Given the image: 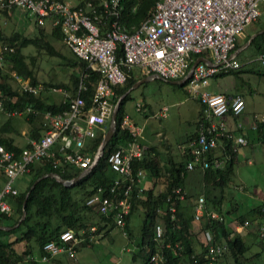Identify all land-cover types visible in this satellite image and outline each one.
I'll return each mask as SVG.
<instances>
[{
	"label": "built area",
	"instance_id": "1",
	"mask_svg": "<svg viewBox=\"0 0 264 264\" xmlns=\"http://www.w3.org/2000/svg\"><path fill=\"white\" fill-rule=\"evenodd\" d=\"M122 1L85 0L74 4L67 0H0V19L5 20L4 12L13 13L21 9L33 16L38 26L48 24L50 28L59 29L62 42L86 63L87 70L98 73L88 101L83 95L86 87L82 82L88 72L81 75L73 94L66 89L33 84L29 79L11 73L20 91L33 95L62 92L67 107L59 112L42 111L32 105L20 110L6 109L5 102L9 98L0 93V111L8 117L33 114L41 121L40 137H26V145L19 151L9 150L0 144V175L3 178L0 214L9 216L13 213L8 200L18 194L14 182L28 173L34 162L46 160L53 168L62 171L67 164L82 171L95 167L98 149L94 154L87 149L97 134L104 130V125L109 123L115 104L121 98L114 103L115 88L124 85L135 68L162 80L185 78L187 92L197 96L201 115L196 136L188 141L187 147L181 146L183 155L192 157L186 160L187 171L194 170L196 166L201 169L209 166L222 168L227 156L209 161L207 154L222 147L224 140L232 141V150L248 145L243 134L232 132L226 125L227 118L239 117L243 113V96L212 93L202 88L208 85L211 77L240 68L236 60V38L257 21L264 0H156L151 14L132 30L121 21ZM3 50L13 51V48L4 46ZM207 51L212 54L211 60L196 58ZM256 59L264 69V50ZM136 110H141L139 104ZM162 117H166L165 113ZM253 118V129L259 122H264V115H254ZM122 127L128 129L132 140L111 152L107 158L117 176L108 187L99 185L87 204L102 215L112 216L116 226L123 229L131 208V195L138 196L143 191L145 173L135 169L133 164L143 157L145 147L140 142L141 128L132 124L127 115L123 118ZM237 127L240 129L242 125ZM172 192L180 200L185 198L180 187ZM169 210L173 219L174 205ZM204 214L211 220L225 221L223 214L215 210L205 211L204 195H199L193 210L194 221H200ZM249 223L245 220L236 225V229ZM257 231L264 238V223ZM155 233L156 237L161 236L160 224L156 225ZM203 235L207 264H215L227 250V245L215 242L211 231L206 230ZM59 240L60 244L51 241L44 245L51 256L67 251L72 255V248L81 241L72 230L62 231ZM46 259L43 256L42 260ZM151 262L174 264L166 262L158 254L151 257Z\"/></svg>",
	"mask_w": 264,
	"mask_h": 264
},
{
	"label": "trees",
	"instance_id": "2",
	"mask_svg": "<svg viewBox=\"0 0 264 264\" xmlns=\"http://www.w3.org/2000/svg\"><path fill=\"white\" fill-rule=\"evenodd\" d=\"M94 1L97 2L98 0ZM155 1L123 0L121 15L123 25L130 30L137 27L151 14ZM11 14L12 11L4 12L5 20L2 21L0 19V41L5 44L4 46L13 48V51L2 49L0 54L2 58L0 60V93L9 98L5 102L6 109L15 108L20 110L32 105L42 111L59 112L67 107V102H63V99L59 103L51 102L42 93L33 95L22 92L17 87L14 88L12 86L11 81H14L11 73L13 72L29 79L33 84L39 83L34 70L29 66L27 57L22 51L23 48L29 45H33L38 50H44L50 56L60 57L64 64L78 69L77 73L69 75L72 87L63 82L46 83L45 86L43 85L44 87H63L73 94L77 89L81 75L88 72L82 78L83 85L86 87L83 95L88 101L98 80V73L87 70L86 63L77 58L72 52L73 56L67 57L60 49H55L48 39L45 29L42 27L38 28L37 34L33 37L25 36L19 32H13L8 36L4 35L2 24L6 23L7 18L11 17ZM260 35L264 41V31ZM50 36L62 42V35L59 29L51 28ZM64 46L66 45L64 44ZM31 62H33V58H31ZM233 73L236 74L237 72L229 71L216 76ZM146 76L148 75H142V78ZM136 81L137 78L131 75L124 85L115 88L116 97L113 98L114 103L123 95L117 110L115 132L105 145L95 167L87 175L69 186L58 182L54 178L45 177L31 188L34 181L44 174L57 173L63 179L72 180L82 170L67 164L64 167L65 170L62 171L61 169L53 168L46 160H40L30 165V170L26 173L31 176L28 186L23 191L18 190V194L11 198L14 204L13 213L9 216L0 214V226L12 227L8 230L0 229V264H46L48 261L57 260L65 254V252H62L51 256L44 249V245L51 241L60 244L59 235L62 231L72 230L74 235L81 239L78 243L82 246H92V236L100 234L109 225L111 227L116 226L112 216L98 213L94 207L87 204V200L99 185L108 187L114 181L117 175L111 169L107 158L111 152L132 140L128 129L122 127V121L126 115L123 103L128 98V89ZM178 85L185 86V84ZM200 115L201 110L198 118ZM12 118L9 117V120L0 127V144L9 150L19 151L22 147L18 146L12 137L5 135L6 132L14 130L10 122ZM24 118L27 119L30 125L29 136L39 138L41 135L40 118L33 114H29ZM105 125H109V123ZM106 130L107 128H104L92 140L89 149H87L91 154H94L100 146ZM255 130L258 134H264V122H259ZM164 148L167 151L169 150L168 146ZM160 155V151L155 146H151L145 148L143 157L133 164L135 169L143 170L145 175L152 177L154 181L145 187L144 177L141 194L138 196L131 195V208L126 215L125 226L123 229L121 228L127 238L133 240V232L130 229L131 216L137 209H142L143 217L140 225V234L139 239L136 241L137 250L133 252L132 260L141 259V264H161L160 262H151V257L158 254L162 255L166 262L174 264H207L208 261L204 256L206 251L205 242L204 244L201 243L202 245L199 244L201 245L200 250H195L196 233L194 232V223H196L198 226L197 233H204L206 230L211 231L215 242L227 245V250L222 255L223 258L221 257L222 260L215 264H246L242 261V258L246 259L245 254L249 250V245L242 237L236 234L235 225L232 228L230 227L229 221L222 210L224 191L235 174L237 161V150H232V141L224 140L222 147L207 154L209 161L216 157L223 158L227 156L222 168L209 166L201 169L196 166L194 169H198L201 176L205 211L215 210L223 214L225 216V221L223 222L211 220L205 214L200 221H194L193 219L196 199H192L195 195H190L186 190L190 171L185 169L186 160H191V155H183V159L179 162L175 161L171 155H168L164 163H162ZM161 179H163V187L161 190L155 191V184ZM177 187H180L185 192L184 199H178L176 194L172 192ZM169 196L170 200H167ZM171 205L175 207L173 219L169 210ZM261 207L262 205L256 209L260 212ZM23 209L25 210L24 219L17 226H14L20 219ZM245 220L247 219H244V215L239 217L238 224H242ZM158 224L162 226L160 237L155 236V227ZM92 228L94 229L92 230ZM18 244L22 246L20 251L16 249ZM43 256H46L47 259L42 260Z\"/></svg>",
	"mask_w": 264,
	"mask_h": 264
},
{
	"label": "rangeland",
	"instance_id": "3",
	"mask_svg": "<svg viewBox=\"0 0 264 264\" xmlns=\"http://www.w3.org/2000/svg\"><path fill=\"white\" fill-rule=\"evenodd\" d=\"M67 1L76 3L83 0ZM253 24L264 29V4L260 7V16ZM251 26L252 24L247 26L245 31L251 33ZM39 27L33 16L21 9L15 10L11 17L7 18L6 23L2 24L3 33L6 36L13 32H19L25 36L33 37L37 34ZM42 28L45 29L48 39L55 49H60L67 57L73 56L63 42L50 36L51 28L48 24ZM240 44L242 47L245 43L241 40ZM4 45L0 41V54ZM22 51L40 84L45 86L46 83L63 82L72 87L69 75L78 72L76 67L64 64L60 57L50 56L44 50H38L33 45L23 48ZM256 56V44L252 43L241 50L236 58L238 63L242 64V71L237 74L212 77L206 87V90L211 92L221 91L228 94L240 92L245 102L244 111L235 122L231 119L226 120L229 130L231 129L228 127V123L234 127L236 124H241L243 130L248 131V138H246L248 145L238 147L235 174L224 191L222 210L227 220L231 217V213L227 211L232 210L235 206L237 215L244 214L251 217V209L264 203V141L256 140L257 132L253 129L255 123L253 116L264 115V76L257 74V71H260L262 67L255 59ZM31 58H33V62H31ZM11 83L15 88L16 84L12 81ZM61 90L64 88L62 87ZM69 92L71 93V91ZM127 93L128 98L124 101L123 108L129 121L141 128V144L147 147L155 146L161 153L162 163L165 162L168 155H171L174 160H179L182 150L180 148L188 146L186 139L193 131V122L197 119L199 109H201L197 96L189 94L186 86H179L174 80L167 81L160 78L146 80L136 87L132 85ZM42 94L49 101L55 103H59L64 98L62 92H43ZM137 104L141 107L140 111L136 110ZM165 108L166 110H164ZM164 113L166 117L163 118ZM24 117L14 116L10 120L14 130L5 133L6 136L12 137L20 147L26 145V137L29 136L30 125ZM8 118L6 113L0 111V127L9 120ZM104 128L108 129V125H104ZM231 131L239 134L236 130ZM165 146H168L170 152L164 148ZM30 179L29 174H24L15 180L14 186L19 191H23L28 186ZM196 192L192 199H197L199 192L203 193L202 187ZM142 217L141 208L131 216L130 229L133 232V240H129L120 227L109 225L100 234L91 237L92 246H82L77 243L71 250L73 255L67 251L62 256L59 255L57 260H50L46 264H141V259L132 260V254L137 250L136 241L139 239ZM262 222H264V217ZM251 227H254V224ZM245 241L249 244V250L245 254L248 258L244 259V262L246 264H264V238L247 236ZM21 247V244H18L16 249L20 251ZM256 253L257 255L253 257L252 255Z\"/></svg>",
	"mask_w": 264,
	"mask_h": 264
},
{
	"label": "crops",
	"instance_id": "4",
	"mask_svg": "<svg viewBox=\"0 0 264 264\" xmlns=\"http://www.w3.org/2000/svg\"><path fill=\"white\" fill-rule=\"evenodd\" d=\"M78 1V0H77ZM73 3V2H72ZM76 3H78V2H76ZM75 4V3H74ZM14 12V11H13ZM251 29H252V31H251V33L250 32H247V31H245V29L243 30V32L242 33H240L238 36H237V38H236V49H235V52H236V58H237V56L239 55V52L241 51V50H243V49H245L247 46H249V45H251L252 43H255L256 44V48H257V56H258V53H260L261 51H263L264 50V41L262 40V38H261V33L264 31V29H261V28H258V26H256V24H252V26L250 27ZM250 34H252L251 35V37H250ZM243 41L245 44L242 46V47H240V41ZM253 40V42H251ZM240 47V48H239ZM257 56H256V58H257ZM196 58H203L205 61L206 60H211L212 59V54H211V52L210 51H207V52H205V53H203L202 55H200V56H197ZM255 58V59H256ZM257 60V59H256ZM243 70V67H242V64H240V68L239 69H237V70H234V72L236 71L237 73H239L240 71H242ZM236 73V74H237ZM257 74H259L260 76H264V69L263 68H261V70L260 71H257ZM132 76H134V78H137V81H141L142 79H144V78H142V75H146V74H144V73H142V72H140V70L139 69H137V68H135V69H133V72H132V74H131ZM147 77V76H146ZM213 77H218V76H213ZM212 78V77H211ZM155 79V78H154ZM148 80H150V79H148ZM136 81V82H137ZM146 81V80H145ZM135 82V83H136ZM144 82V81H143ZM142 83V82H141ZM176 84H178L177 82H175ZM209 84V83H208ZM140 85V84H139ZM208 86V85H207ZM207 86H205L204 88H202V89H206V87ZM211 92V91H210ZM212 93H222V94H225V95H228V96H231V95H233V94H236V93H238V94H241L240 92H234V93H232V94H228V93H226V92H221V91H218V92H212ZM242 95V94H241ZM243 96V95H242ZM199 104V103H198ZM199 106H200V104H199ZM201 108V107H200ZM200 110L201 109H199V113H200ZM199 113H198V116H199ZM198 116H197V119H198ZM238 117H229V118H227L226 120H228V119H231V120H233L234 122H235V120L237 119ZM197 119L193 122V131L189 134V136H188V138L186 139V141L188 140H190V139H192L193 137H195V134H196V130H197ZM237 125L238 124H236V126L234 127V125H232V124H230V123H228V127L231 129V130H233V131H238L239 132V134H243L246 138H248V131H244L243 130V127L242 128H238L237 127ZM240 130V131H239ZM256 131V130H255ZM257 132V131H256ZM264 134H258V132H257V134L255 135V138H256V140L258 141V142H263L264 141V136H263ZM254 137V136H253ZM252 143V142H251ZM145 148H148L147 146H144ZM151 147V146H150ZM181 149V148H180ZM237 153H238V149H237ZM183 159V152H182V150L180 151V158H179V160H175V161H177V162H179V161H181ZM2 180H3V178H2V176L0 175V186H1V184H2ZM154 181V179L152 178V177H150V178H147V176L145 175V179H144V182H145V187H147V186H149L150 184H152V182ZM161 181H162V179L161 180H159L158 182H156V184H155V191H159V190H161L162 189V187H163V184L161 183ZM187 186H186V190L189 192V194L190 195H192V194H195V193H197L196 192V190L197 189H199L200 190V187H202V181H201V176H200V174H199V170L197 169V170H194V171H190L189 172V176H188V180H187V184H186ZM200 194L199 195H202V193L201 192H199ZM226 193V192H225ZM10 203H11V206H12V208L14 207V204H13V200L12 199H9L8 200ZM261 206V204H259V205H257V206H255V207H253L252 209H251V217H249V216H247V215H244V219H247V220H249L250 221V223L247 225V226H245V227H242V228H237L236 229V225H239L238 223V218L239 217H241V216H243V215H237V213H236V210H237V207L235 206L232 210L230 209V213H231V217L228 219V221H229V225H230V227L232 228V226L233 225H235V232H236V234L237 235H239L240 237H242V239L245 241V238L247 237V236H253V237H259L260 238V236H259V234H258V231H257V229H258V227H259V225L261 224V223H264V222H262V218L264 217V203H262V207L260 208V212L256 209V208H258V207H260ZM233 213V214H232ZM254 224V227H251L252 225ZM194 232L196 233V240H195V250L196 251H198V250H200L201 249V245L202 244H204V236H203V232L202 233H197V229H198V226H197V224L196 223H194ZM220 242V241H219ZM246 242V241H245ZM202 243V244H201ZM199 244H201V245H199ZM249 245V244H248ZM257 255V253L256 254H254V255H252L253 257H255ZM246 258H248V256H246ZM244 259L245 258H242V261L244 262ZM245 263V262H244Z\"/></svg>",
	"mask_w": 264,
	"mask_h": 264
},
{
	"label": "water",
	"instance_id": "5",
	"mask_svg": "<svg viewBox=\"0 0 264 264\" xmlns=\"http://www.w3.org/2000/svg\"><path fill=\"white\" fill-rule=\"evenodd\" d=\"M198 60H201V61H205L203 58H198ZM193 67H191L190 71H189V74L191 73V70H192ZM154 78H158V77H153V76H147L145 77L144 79H142L141 81L139 82H136L133 84V87H136L137 85H139L141 82L145 81V80H148V79H154ZM177 82L178 84H185V78H182L178 81H175ZM123 96H121L122 98ZM121 98L117 101V103L115 104V107H114V110H113V113H112V117L109 121V125H108V129L106 130L104 136H103V139L100 143V146L98 148V159L101 157L102 153H103V149L105 147V145L107 144V142L110 140V138L112 137V135L114 134L115 132V127H116V116H117V110H118V107H119V103H120V100ZM97 159V160H98ZM89 172V170H86V171H82L76 178L72 179V180H66V179H63L62 177H60L57 173H47V174H44L42 175L41 177H38L33 185L31 186V188L39 181L41 180L42 178H45V177H51V178H54L55 180H57L58 182H61L63 183L64 185L66 186H69V185H72L73 183H75L77 180L81 179L82 177H84L85 175H87ZM26 200V198H25ZM24 200V202H25ZM25 217V210L23 209L22 210V214H21V217L20 219L18 220L17 224L14 225V226H17ZM12 227H6V226H0V229H4V230H8Z\"/></svg>",
	"mask_w": 264,
	"mask_h": 264
}]
</instances>
